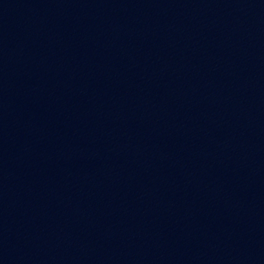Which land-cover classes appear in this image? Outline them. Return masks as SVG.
I'll list each match as a JSON object with an SVG mask.
<instances>
[{
	"label": "water",
	"instance_id": "1",
	"mask_svg": "<svg viewBox=\"0 0 264 264\" xmlns=\"http://www.w3.org/2000/svg\"><path fill=\"white\" fill-rule=\"evenodd\" d=\"M0 264H264V0H0Z\"/></svg>",
	"mask_w": 264,
	"mask_h": 264
}]
</instances>
